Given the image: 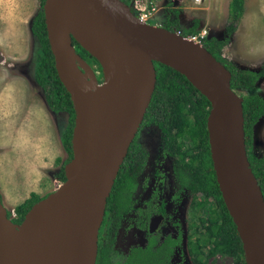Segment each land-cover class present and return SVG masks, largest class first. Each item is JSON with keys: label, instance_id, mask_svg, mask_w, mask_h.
I'll use <instances>...</instances> for the list:
<instances>
[{"label": "water", "instance_id": "1", "mask_svg": "<svg viewBox=\"0 0 264 264\" xmlns=\"http://www.w3.org/2000/svg\"><path fill=\"white\" fill-rule=\"evenodd\" d=\"M43 9L56 69L75 107L74 158L64 186L36 203L22 224L8 218L0 199V264H97L108 198L156 89L155 62L186 76L211 102L217 182L246 264H264V194L248 158L244 98L231 86L232 72L204 45L141 23L122 0H45ZM74 40L101 64L102 84Z\"/></svg>", "mask_w": 264, "mask_h": 264}, {"label": "rangeland", "instance_id": "2", "mask_svg": "<svg viewBox=\"0 0 264 264\" xmlns=\"http://www.w3.org/2000/svg\"><path fill=\"white\" fill-rule=\"evenodd\" d=\"M147 1L158 4L150 24L163 26L168 14V0ZM230 1L203 0L198 5L195 0H171L172 7L181 10L179 30L189 28L195 19H199L200 28L208 30V37L229 38L222 51L224 58L239 68L258 71L264 64V0H246L245 14L235 33L229 37L226 26L229 23ZM41 3L42 0H0V196L2 205L11 214L8 218L14 224V220L19 218L16 207L30 198L32 193L46 199L66 182L59 179L58 174L68 159L62 135L68 126L69 115L53 112L35 81L40 45L31 32V23L41 10ZM90 67L98 83L102 84L103 70L93 62ZM238 93L240 96L257 93L264 97V78L253 90ZM157 137L159 134L156 136L147 129L137 136L140 143H151L146 149L151 152L155 165ZM183 144L191 145L187 137L183 138ZM255 153L264 157V120L255 129ZM163 163L170 172L171 160ZM152 164L151 159L150 166ZM203 198L199 196L196 200L198 205L199 202L205 205L193 216L196 222L199 221L198 217L206 218L214 205L213 199ZM189 200L176 210L179 216L176 215L174 220L184 222ZM183 226L185 230V223ZM132 233L127 231L118 239L117 248L120 251L117 259L122 262L126 260L132 243L139 238L140 233ZM197 236L200 237V233ZM176 257V264H194L186 238ZM208 264H235V260L230 256L216 255L209 259Z\"/></svg>", "mask_w": 264, "mask_h": 264}, {"label": "trees", "instance_id": "3", "mask_svg": "<svg viewBox=\"0 0 264 264\" xmlns=\"http://www.w3.org/2000/svg\"><path fill=\"white\" fill-rule=\"evenodd\" d=\"M130 5L131 0H122ZM33 18L31 32L37 38L40 48L36 58L35 81L45 94L50 109L55 113L65 112L69 115L68 126L62 135V143L68 153L58 178L66 181L65 166L74 158L73 132L76 112L72 97L62 83L55 65V57L51 50L45 20L44 6ZM246 11V0H231L229 5V23L226 31L229 37L235 33ZM167 17L163 27L172 32H179L181 27L179 8L172 7L171 0L167 4ZM201 30L200 20L195 19L193 24L181 31L182 35L190 36ZM229 38L219 39L215 36L207 37L203 45L218 61L222 62L231 72V86L236 92L253 90L257 83L264 78V64L258 71L242 69L222 56L224 47ZM77 53L91 65H98L99 61L74 40ZM157 71V84L151 103L147 110L143 124L156 122L163 133L166 151L170 155H180V166L177 170L181 179L182 188L187 187L192 193H203L206 200L213 199L214 205L209 213L200 217V237L197 246L191 249L192 259L195 264H208L209 259L216 255L230 256L235 264H246L243 242L237 227L224 202L212 160L209 142L208 118L212 104L193 84L180 72L165 64L155 62ZM245 117V139L248 158L254 175L256 176L264 194V157L255 153V129L260 121L264 120V97L257 93L242 96ZM188 135L194 146L188 150L183 149L178 138ZM132 148V146H131ZM131 148L115 180L108 204L115 202L117 206L129 201L128 195L135 187L137 178L143 167L139 161H130ZM135 162H137L135 164ZM1 199V197H0ZM43 200L36 193L16 207L19 216L15 223L20 225L25 220L26 214L39 201ZM205 203H207L205 201ZM200 208L205 205L199 202ZM10 212L8 216L10 217ZM204 236V237H202ZM197 247V248H196ZM102 252V251H101ZM101 252L99 255H101ZM160 252V251H159ZM159 252L152 251L151 264H163ZM157 253V254H156ZM99 256H97V262ZM109 264L107 259H102ZM155 260V261H154ZM98 264V263H97Z\"/></svg>", "mask_w": 264, "mask_h": 264}, {"label": "flooded vegetation", "instance_id": "4", "mask_svg": "<svg viewBox=\"0 0 264 264\" xmlns=\"http://www.w3.org/2000/svg\"><path fill=\"white\" fill-rule=\"evenodd\" d=\"M143 123L144 121L131 144L132 148L130 146L131 155L129 159L130 161L136 160L141 164L143 163L142 171L137 178L135 187L128 195L129 201L126 205H123V208L117 206L115 202L109 205L107 201L98 235L99 260L97 263H104L102 259L106 258L109 264H151L152 251H160V259L163 264H176V256L183 245L184 238L187 240L188 252L194 263L191 249L196 250L194 247L198 244L197 235L200 233L201 221L198 217L199 221L196 222L193 216L200 209H204V207L200 208L198 203H196L197 197L203 196L204 200L206 198L201 192L195 194L187 187L182 188L181 179L177 172L181 164L179 162L180 155L173 156L166 151L163 133L156 122ZM145 129L153 131L156 136L159 134V138L157 137L156 141L158 143L156 152L158 163L156 162V165L150 154L151 152L146 149L151 143H140L137 138L139 133ZM184 137L189 139L190 146L183 144ZM178 142L182 144L185 150L194 146L192 139L188 135L179 137ZM151 159L153 164L150 166ZM167 159L171 160L170 172H168V168H165L163 163ZM152 166L154 167L152 168ZM188 198L190 203L184 222L174 220L176 215L179 216L176 210ZM184 223L185 230L183 229ZM127 231L133 232V235L137 233H140V235L138 240L132 243L126 260L122 262L117 259L120 251L117 248V242L120 235L127 233ZM100 252L101 255H99Z\"/></svg>", "mask_w": 264, "mask_h": 264}, {"label": "built area", "instance_id": "5", "mask_svg": "<svg viewBox=\"0 0 264 264\" xmlns=\"http://www.w3.org/2000/svg\"><path fill=\"white\" fill-rule=\"evenodd\" d=\"M203 0H195V3L201 5ZM131 9L134 11L137 19L143 24H150L151 19L155 15L158 9V4L153 2H148L147 0H132ZM182 35L181 31L177 32ZM184 36V35H182ZM186 37V36H184ZM208 37V30L203 29L198 33L187 36L186 38L194 41L199 45H203L204 40Z\"/></svg>", "mask_w": 264, "mask_h": 264}, {"label": "bare ground", "instance_id": "6", "mask_svg": "<svg viewBox=\"0 0 264 264\" xmlns=\"http://www.w3.org/2000/svg\"><path fill=\"white\" fill-rule=\"evenodd\" d=\"M133 23L134 25L136 24V21L133 20ZM137 25V24H136ZM135 25V26H136ZM85 85L87 86H91L92 87V96L96 97V93H95V89H93L95 86H97L96 84L94 83H85ZM32 220L27 222L21 229H20V234L16 235L18 238H23L28 232H29V229L32 225Z\"/></svg>", "mask_w": 264, "mask_h": 264}]
</instances>
